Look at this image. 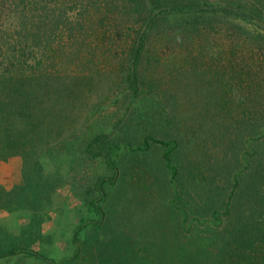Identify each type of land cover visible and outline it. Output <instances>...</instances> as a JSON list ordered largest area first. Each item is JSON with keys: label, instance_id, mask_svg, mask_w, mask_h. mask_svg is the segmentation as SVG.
<instances>
[{"label": "rangeland", "instance_id": "374dc122", "mask_svg": "<svg viewBox=\"0 0 264 264\" xmlns=\"http://www.w3.org/2000/svg\"><path fill=\"white\" fill-rule=\"evenodd\" d=\"M39 3L35 9L29 7L33 22L58 19L60 2ZM66 4L59 19L62 32L56 33L64 40L60 47L65 54L58 70L60 92L54 96L58 102L47 105L44 129L35 141L37 154L27 174L21 137L16 136L13 144L1 142L0 248L26 247L57 263L71 257L74 232L84 221L97 218L88 205L97 197L94 183L112 177L115 186L106 205L109 226L104 229L109 235L131 236L142 246L139 258L152 264H211L213 247L208 238L213 228L203 217L210 216L213 205L220 206L217 194L226 176L221 125L230 122L216 110L223 99L233 98L229 92L233 87L232 94L236 99L241 95L245 107L263 104L264 86L260 90L255 86L251 100L245 90L258 81L257 72L264 75V51L256 37L238 33L237 27L218 16L191 24L171 15L149 26L144 22L147 13L139 15L130 0H66ZM0 13V37L10 40L13 28L9 27L17 19L12 14L19 12L8 5ZM247 26L255 35L260 32ZM144 31L146 46L137 69L141 94L129 104L127 74L133 47ZM259 40L264 46V39ZM249 75L254 76L250 81ZM243 76L246 82L241 83ZM160 106L172 110L175 119H160L155 114ZM128 123L139 124V134L132 135L140 141L136 139L135 149L121 155L124 170L117 176L102 159L84 156L83 145L92 136L107 133L114 140L123 135L118 129ZM18 125L16 133H23V124ZM151 136L162 141L147 138ZM174 137L180 144L171 164L178 167L187 191L181 195L188 215L183 233L178 229L185 217L171 204L173 177L163 159ZM250 138L257 145V134ZM239 151L235 158L242 154ZM235 165L236 160L232 170ZM198 216L202 222L195 220ZM177 232L182 237L174 242ZM88 236L89 232L81 240ZM0 264L48 262L19 252L0 259Z\"/></svg>", "mask_w": 264, "mask_h": 264}, {"label": "trees", "instance_id": "16d2710c", "mask_svg": "<svg viewBox=\"0 0 264 264\" xmlns=\"http://www.w3.org/2000/svg\"><path fill=\"white\" fill-rule=\"evenodd\" d=\"M45 1L41 0V2ZM57 1L60 2L57 9L59 15L56 16L58 19L47 23L33 22L35 15L31 16L34 12L31 9L39 6V0H0L1 10L5 11L10 5L19 12L12 14L17 18L15 24L13 22L12 27H9L13 28V38L7 40L5 37H0V151L2 152L3 148L1 142H5V139L13 144L16 136H19L18 139L21 137V157L25 173L37 154L35 141L44 129L49 110L47 105L52 104V101L57 103L58 99L54 96L60 92L61 79L58 70L64 62L65 54L64 49L60 47L64 40L57 37L56 33L62 32L59 19L65 15L67 4L66 0ZM130 3L135 6L139 15L141 11L147 13L144 22L149 26L171 15H176L177 18L191 24H197L200 20H208L213 16L222 17L232 27H237L238 33L256 37L258 48L264 51V46L259 40V38L264 39V28L254 23V20L264 22L262 0H256L252 4L240 0L224 2L221 0L202 2L200 0H130ZM235 20L240 21L242 25L234 22ZM247 24L255 26L260 32L255 35L248 29ZM146 39L147 31H144L132 50V64L126 79L128 86L126 91L131 92L132 99L129 104L135 102L141 94L142 79L137 69L146 46ZM54 46H57V49ZM48 71L54 72L49 74ZM262 75L257 72L258 81H253V84H249V88H246L249 97L247 100H251L255 86L259 90L264 86V75ZM246 78L250 81L254 76L249 75ZM240 82H246L244 76ZM229 92L233 98L226 95L229 99H223L216 110L217 114H224L222 116L230 120L228 124L223 122L221 125L223 160L226 164L223 175L226 176L225 180L221 181V192L217 194L220 206L213 205L210 218L207 215L203 217L205 223L209 222L210 228H213L210 232L211 237L208 238L209 245L213 247L209 258L211 264H264V102L259 107L254 104L245 107L242 96L239 95L236 99L237 95L232 94L234 87L229 88ZM159 108L160 111L155 114H158L160 119H175L172 110L162 109L164 107L161 106ZM18 122L23 124V133L20 134L16 133ZM123 126L118 129L117 124L114 128L120 133L123 132L119 138L113 140L110 134L101 133L92 136L83 145L86 158L91 161L102 159L115 176L124 170L120 166L123 159L121 155L135 149L136 139L140 141L136 135L134 137L132 135L139 134L136 128L139 124L135 126L134 123H128ZM254 134H257L255 139L257 145L251 142L250 137ZM147 138L158 143L162 141L159 136ZM171 143L173 145L165 151L163 159L169 164L173 177L170 184L174 196L171 204L178 209L181 216L185 217L184 220L179 221L178 230L183 233L188 215L185 209H182L185 207L181 195L186 196L187 191L186 186L183 187L178 178L180 175L178 167L171 164L173 153L179 148L180 143L177 137L172 138ZM147 144V141L142 143L144 150L148 149ZM167 146L170 144L167 143ZM239 148L242 154L235 158L236 153L240 152ZM235 160L236 167L232 170ZM25 181L29 183L27 177ZM114 186L112 177H100L94 183L93 190L97 197L88 202V205L97 218L84 221L83 225L74 232V252L71 257L57 263L26 247L14 246L7 249L0 248V259L26 252L27 256L36 260L43 259L48 264H152L139 258L138 249L142 246L131 236L126 233L109 235L111 232L104 230L109 226L106 205L110 196L109 190ZM26 188L22 190L25 191ZM216 188L218 190L219 187ZM195 220L198 223L203 221H199L201 220L199 216L195 217ZM87 232H89L88 238L82 241L81 236H86ZM180 236L177 232L174 242L178 241Z\"/></svg>", "mask_w": 264, "mask_h": 264}, {"label": "water", "instance_id": "95a60500", "mask_svg": "<svg viewBox=\"0 0 264 264\" xmlns=\"http://www.w3.org/2000/svg\"><path fill=\"white\" fill-rule=\"evenodd\" d=\"M254 23H255L256 25H258L259 27L264 28V22L259 21V20H255Z\"/></svg>", "mask_w": 264, "mask_h": 264}]
</instances>
